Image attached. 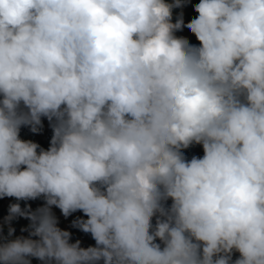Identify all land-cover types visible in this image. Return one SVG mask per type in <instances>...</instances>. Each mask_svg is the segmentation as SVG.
Listing matches in <instances>:
<instances>
[{
	"label": "clouds",
	"instance_id": "clouds-1",
	"mask_svg": "<svg viewBox=\"0 0 264 264\" xmlns=\"http://www.w3.org/2000/svg\"><path fill=\"white\" fill-rule=\"evenodd\" d=\"M190 2L0 0V264H264V0Z\"/></svg>",
	"mask_w": 264,
	"mask_h": 264
},
{
	"label": "crops",
	"instance_id": "crops-1",
	"mask_svg": "<svg viewBox=\"0 0 264 264\" xmlns=\"http://www.w3.org/2000/svg\"><path fill=\"white\" fill-rule=\"evenodd\" d=\"M189 22V21H187ZM185 22V23H187ZM178 36H184L187 37L191 43H193V41H195V36L190 32V30H188L187 28H184L183 31L177 32L176 33ZM52 132L51 129L48 125L47 120H45L43 122V128L41 131L37 132V140L36 141H44L46 142V144L48 143V140L51 138ZM48 147V146H47ZM195 154L198 156H202L203 155V150L202 147L197 145ZM17 201L14 198H3L2 199V204L0 205V208L4 209V214L1 216L0 218V224H3L4 221V217L8 215V207L11 203H16ZM43 200L42 199H37V200H29V201H20L21 207H25V205H30L32 210H35L37 207H40L43 205ZM53 212L55 213V215L58 217L59 222L63 221V225L61 226L62 229L67 230L71 233V242H75L76 240H79L81 242V246L82 247H88L91 246L87 237L86 236H82V235H78L75 232V229L73 230H68L69 226H73V221L75 220L76 217L78 216H82L83 214L80 212H76L73 213L71 216H69L68 218H64L62 216V214L60 213L59 209L53 208ZM12 227L15 228V236H27L28 232L27 231H22V229H26L22 226L21 222H20V218H17L15 220L12 221ZM5 228L7 229V227L5 226ZM95 243V241H94ZM238 255V253L236 254ZM235 258V257H234Z\"/></svg>",
	"mask_w": 264,
	"mask_h": 264
},
{
	"label": "trees",
	"instance_id": "trees-1",
	"mask_svg": "<svg viewBox=\"0 0 264 264\" xmlns=\"http://www.w3.org/2000/svg\"><path fill=\"white\" fill-rule=\"evenodd\" d=\"M198 2H199V0H191V2H190L186 7H184L183 14H184V21H185V22L190 21L195 15H197V13L195 12V10H194V8H193V5H194L195 3H198ZM179 12H180V11H176V10H175V11H174V16H175V14H177V13H179ZM193 44H198V41L196 40V38H195V41H193ZM22 129H23V128H22ZM22 129H21L20 136H21L22 139H24L23 136H22ZM36 143H38L41 147H43V148H45V149L48 148L46 142H44V141H36ZM196 148H197V145H195V146H193V147H191V148L185 150V153H186V155H187V157H188L189 159L191 158V156L196 155V154H195ZM197 156H198V155H197ZM169 203H170V201H169ZM1 204H2V199H0V205H1ZM4 213H5V212H4V209H3V208H0V218H1V216H2ZM78 217H80V216H78ZM76 218H77V217H76ZM76 218H75V220H76ZM0 225H1V224H0ZM62 225H63V221H60V222H59V227H61ZM73 229H75V232H76L78 235L86 236L91 246H93V245L95 244V243H94V240L91 238L90 234H86V233L80 231L78 228L73 227V226H69V227H68V230H73ZM4 234H5V235L7 234V229H6L5 227H4Z\"/></svg>",
	"mask_w": 264,
	"mask_h": 264
},
{
	"label": "built area",
	"instance_id": "built-area-1",
	"mask_svg": "<svg viewBox=\"0 0 264 264\" xmlns=\"http://www.w3.org/2000/svg\"><path fill=\"white\" fill-rule=\"evenodd\" d=\"M184 8L182 9V11ZM176 11H181V9H177ZM22 136L26 140H32L33 142H36L37 140V133L31 132L28 128H23L22 129ZM51 139V138H50ZM50 139L48 140L47 146H49ZM20 222L24 228H27L29 221L24 218H20ZM32 264H39V261L33 260Z\"/></svg>",
	"mask_w": 264,
	"mask_h": 264
},
{
	"label": "rangeland",
	"instance_id": "rangeland-1",
	"mask_svg": "<svg viewBox=\"0 0 264 264\" xmlns=\"http://www.w3.org/2000/svg\"><path fill=\"white\" fill-rule=\"evenodd\" d=\"M195 38V37H194Z\"/></svg>",
	"mask_w": 264,
	"mask_h": 264
}]
</instances>
